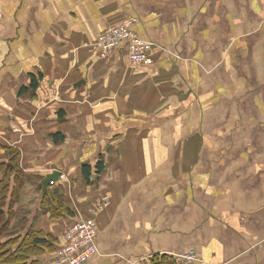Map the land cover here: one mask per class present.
Wrapping results in <instances>:
<instances>
[{"label":"crops","instance_id":"1","mask_svg":"<svg viewBox=\"0 0 264 264\" xmlns=\"http://www.w3.org/2000/svg\"><path fill=\"white\" fill-rule=\"evenodd\" d=\"M130 18L151 63L132 65L123 46L101 60L98 35ZM13 148L25 175L73 180L47 189L73 213L59 220L38 182L23 187L14 209L54 239L29 264L55 256L95 190L110 205L86 264L189 250L264 264V0H0V163Z\"/></svg>","mask_w":264,"mask_h":264},{"label":"trees","instance_id":"2","mask_svg":"<svg viewBox=\"0 0 264 264\" xmlns=\"http://www.w3.org/2000/svg\"><path fill=\"white\" fill-rule=\"evenodd\" d=\"M29 80V90H36L39 78L29 75ZM50 137L54 142L63 140V136L59 132L51 134ZM8 152L12 154V157L9 161L0 163V264H29L30 259L41 256V251H51L54 239L41 231L36 232L31 227L29 228L26 224L25 214L14 208L20 201L23 187L31 181L39 183L43 178L25 175L17 165L19 151L13 148ZM94 169L96 174L102 173L103 162L98 161ZM81 174L85 183L90 185L92 183L90 166L83 164ZM41 207L52 220L73 215L59 191L43 195ZM31 264H39V262L33 261ZM149 264L176 263L171 256L163 254L152 256Z\"/></svg>","mask_w":264,"mask_h":264},{"label":"built area","instance_id":"3","mask_svg":"<svg viewBox=\"0 0 264 264\" xmlns=\"http://www.w3.org/2000/svg\"><path fill=\"white\" fill-rule=\"evenodd\" d=\"M137 19L130 18L118 25L107 26L97 37L95 49L101 60L112 56L114 51L123 46L129 62L134 66L149 65L153 44L141 39L135 32ZM59 179L64 181V175ZM53 182L50 183L52 187ZM110 205L107 194L98 199L97 205L87 208V217L78 216L66 225L61 232L63 244L55 256L39 264H86L97 252V228L95 215L106 210ZM176 264H205L200 253L189 250L170 255ZM150 260V259H149Z\"/></svg>","mask_w":264,"mask_h":264},{"label":"water","instance_id":"4","mask_svg":"<svg viewBox=\"0 0 264 264\" xmlns=\"http://www.w3.org/2000/svg\"><path fill=\"white\" fill-rule=\"evenodd\" d=\"M81 83H78V84H81ZM60 174H61V172L54 171L51 174H47V175L43 176V179L39 182V186L41 187V196L48 193L47 189L50 186L51 182H53L56 187L57 186H58V188L60 187V184H59ZM58 188L55 189L56 192H58V190H59Z\"/></svg>","mask_w":264,"mask_h":264},{"label":"rangeland","instance_id":"5","mask_svg":"<svg viewBox=\"0 0 264 264\" xmlns=\"http://www.w3.org/2000/svg\"><path fill=\"white\" fill-rule=\"evenodd\" d=\"M37 117H39V115H38ZM57 132H58V131H57ZM57 132H54V133H57ZM50 135H51V134H50ZM64 181L67 182L66 184H67V186H68V188H69V191H68V192L70 193V192H71V191H70V187H71V183H72L71 181H73V180L70 178V176L67 177V175L64 174ZM99 181H100V180H99ZM88 187H89L88 189L91 188L89 185H88ZM86 192H88V191H86ZM104 194H106V193H104L103 190H101V191H100V190H95V191H91V193H88V195H89L91 198H94V197L97 196V202H98V199L101 198V196L104 195ZM90 197H89V198H90ZM91 198H90V199H91ZM87 204H88V203H87ZM81 216H83V215H81ZM87 216H88V215H87Z\"/></svg>","mask_w":264,"mask_h":264}]
</instances>
